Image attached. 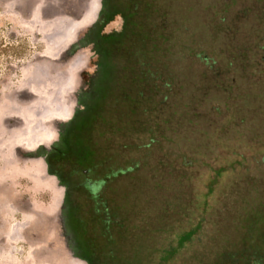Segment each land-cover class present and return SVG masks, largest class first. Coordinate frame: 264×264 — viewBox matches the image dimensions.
Instances as JSON below:
<instances>
[{
	"label": "trees",
	"instance_id": "trees-1",
	"mask_svg": "<svg viewBox=\"0 0 264 264\" xmlns=\"http://www.w3.org/2000/svg\"><path fill=\"white\" fill-rule=\"evenodd\" d=\"M247 4L243 13L254 9L264 22V0H248ZM116 13L123 18L121 30L103 33ZM162 15L157 0H101L97 18L71 46L92 44L96 71L89 79L88 94L80 99L82 108L65 124L58 141L49 150L36 152L64 186L62 218L64 230L74 241L71 249L87 264H169L195 235L205 233L217 189L226 184L231 169L240 172L238 177L244 181L241 193L236 189L240 205V213L232 220L236 234L233 238L218 235L217 241L211 240L215 245L193 251L216 255L212 264H220L221 258L233 261L246 253L255 257L251 264H263L264 80L259 81L264 74V30L253 51L247 48L240 55L241 75L249 81L237 86V79L227 84L218 78L211 84L223 91L222 103L229 114L219 129L230 130L235 124L233 144L219 142L214 145L218 150L208 155L196 141L174 153L163 146L162 160L153 169L162 172L163 184L153 183L172 193L162 198V214L154 220L153 206H147L146 199L150 185L137 173L147 165L155 143L167 138L170 114L181 111L188 123L194 122L190 105L177 94L188 77L170 46L164 45ZM2 43L0 38V48ZM189 53L201 64L200 75L208 77L209 70L215 69V59L204 51ZM229 72L227 64L225 73ZM215 73L220 74V68ZM253 73L256 77L251 80ZM237 99L250 102L245 105L250 114H239L234 104ZM220 108L216 104L215 112ZM254 114L261 116L259 127H254ZM80 176H86L84 182ZM235 178L229 184L232 189L237 185ZM168 179L174 186H165ZM191 207L196 212L190 224L177 229L166 223L164 218L170 214L186 217ZM199 263L211 264L207 260Z\"/></svg>",
	"mask_w": 264,
	"mask_h": 264
},
{
	"label": "rangeland",
	"instance_id": "rangeland-1",
	"mask_svg": "<svg viewBox=\"0 0 264 264\" xmlns=\"http://www.w3.org/2000/svg\"><path fill=\"white\" fill-rule=\"evenodd\" d=\"M157 2L167 37L164 45L170 46L174 60L188 77L177 94L190 105L194 122L188 123L181 111L170 114L167 138L161 139L159 146L155 143L147 165L137 173L150 185L146 199L147 206H153L150 214L154 220L162 214V198L172 193L153 183L163 184L162 172H153L162 160L163 146L174 153L185 143L196 141L203 144L201 149L208 155V151L214 154L218 150L214 145L219 142L233 144L235 124L230 130L219 129L229 114L222 103L223 91L211 84L224 78L227 84L237 79V86L245 85L241 52L250 48L252 52L264 30V22L254 9L243 13L248 0ZM100 6L101 0H0V264H87L75 256L71 249L74 241L64 230L63 220L60 226L57 219L60 204L63 209L64 186L48 172L46 161L36 152L49 150L75 111L82 108L80 99L88 94L97 56L90 43H79L75 48L72 44L84 37ZM122 24L121 14L116 13L102 32L121 30ZM191 50L204 51L215 59V69L209 70L208 77L200 75L201 64L189 53ZM227 64L229 73H225ZM219 68L221 73L216 74ZM253 74L251 80L256 77ZM260 75L259 82L264 80V74ZM249 103L234 101L239 114H250L245 106ZM216 104L221 107L219 113L214 110ZM254 116V127H259L261 116ZM244 123L253 127L251 121ZM227 174L204 224L206 234L195 235L169 264H200L201 260L215 263L213 253L204 252L202 256L193 250L215 245L218 235L229 238L236 234L232 220L240 213L236 194L241 193L244 181L238 177L240 172L229 169ZM84 178L80 176L81 182ZM231 178L238 179L234 189L229 186ZM168 182L170 179L165 186H174ZM195 212L191 207L186 217L170 214L164 219L178 229L190 224ZM195 255L202 257L196 259ZM254 260V255L246 253L233 261L221 258L218 262L251 264Z\"/></svg>",
	"mask_w": 264,
	"mask_h": 264
},
{
	"label": "crops",
	"instance_id": "crops-1",
	"mask_svg": "<svg viewBox=\"0 0 264 264\" xmlns=\"http://www.w3.org/2000/svg\"><path fill=\"white\" fill-rule=\"evenodd\" d=\"M50 176H51V175H50ZM61 212H62V204L59 205V214H58V216H57V219H58V221H59L60 226H61V220H63V219H62V214H61ZM59 218H60V219H59Z\"/></svg>",
	"mask_w": 264,
	"mask_h": 264
}]
</instances>
